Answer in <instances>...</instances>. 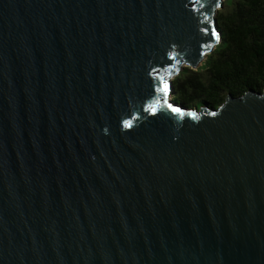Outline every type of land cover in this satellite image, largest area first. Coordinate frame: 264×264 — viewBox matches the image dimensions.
<instances>
[{
	"label": "water",
	"instance_id": "95a60500",
	"mask_svg": "<svg viewBox=\"0 0 264 264\" xmlns=\"http://www.w3.org/2000/svg\"><path fill=\"white\" fill-rule=\"evenodd\" d=\"M222 2L0 0V264H264V87L171 99Z\"/></svg>",
	"mask_w": 264,
	"mask_h": 264
},
{
	"label": "trees",
	"instance_id": "16d2710c",
	"mask_svg": "<svg viewBox=\"0 0 264 264\" xmlns=\"http://www.w3.org/2000/svg\"><path fill=\"white\" fill-rule=\"evenodd\" d=\"M219 41L199 67L172 76L175 101L217 107L226 95L264 87V0H223L216 13Z\"/></svg>",
	"mask_w": 264,
	"mask_h": 264
},
{
	"label": "flooded vegetation",
	"instance_id": "af4514ba",
	"mask_svg": "<svg viewBox=\"0 0 264 264\" xmlns=\"http://www.w3.org/2000/svg\"><path fill=\"white\" fill-rule=\"evenodd\" d=\"M172 99V98H171ZM178 102V101H177ZM179 103H181V104H184V105H186L187 107H193V106H190V105H192V104H185V103H183L182 101H179Z\"/></svg>",
	"mask_w": 264,
	"mask_h": 264
},
{
	"label": "rangeland",
	"instance_id": "374dc122",
	"mask_svg": "<svg viewBox=\"0 0 264 264\" xmlns=\"http://www.w3.org/2000/svg\"><path fill=\"white\" fill-rule=\"evenodd\" d=\"M205 59V57L201 60V62L199 63V65L197 67L200 66V64L203 62V60ZM185 66V65H184ZM172 78V77H171Z\"/></svg>",
	"mask_w": 264,
	"mask_h": 264
},
{
	"label": "snow or ice",
	"instance_id": "6c2138e0",
	"mask_svg": "<svg viewBox=\"0 0 264 264\" xmlns=\"http://www.w3.org/2000/svg\"><path fill=\"white\" fill-rule=\"evenodd\" d=\"M178 111V110H177Z\"/></svg>",
	"mask_w": 264,
	"mask_h": 264
}]
</instances>
